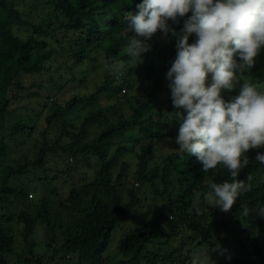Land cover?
<instances>
[{"label":"trees","instance_id":"obj_1","mask_svg":"<svg viewBox=\"0 0 264 264\" xmlns=\"http://www.w3.org/2000/svg\"><path fill=\"white\" fill-rule=\"evenodd\" d=\"M140 2L0 0V264H264V164L255 159L264 148L249 150L237 177L250 175L252 190L227 213L209 208L208 182L231 177L222 164L204 173L195 156L177 150L166 79L175 40L157 34L143 62L126 63L122 75L106 68L112 58L127 61L134 33L123 17ZM92 53L102 58L97 65H88ZM245 80L264 88V48ZM126 154L135 157L131 177L141 188L130 184ZM143 188L160 205L108 254ZM242 206L253 211L241 216Z\"/></svg>","mask_w":264,"mask_h":264},{"label":"clouds","instance_id":"obj_2","mask_svg":"<svg viewBox=\"0 0 264 264\" xmlns=\"http://www.w3.org/2000/svg\"><path fill=\"white\" fill-rule=\"evenodd\" d=\"M135 8L123 17L127 33H134L124 45L127 61L112 58L106 68L122 75L126 63L143 62L157 34L175 40L176 56L166 72L179 121L175 143L181 154L196 157L204 173L221 164L228 170L230 181H209L203 193L209 208L227 213L252 190L250 175L237 179L249 164L247 153L264 148V88L241 82L264 48V0H142ZM181 19L177 30L173 25ZM237 88L238 94L225 97ZM255 159L264 164V152ZM250 211L242 206L239 215ZM258 217H264V207Z\"/></svg>","mask_w":264,"mask_h":264},{"label":"rangeland","instance_id":"obj_3","mask_svg":"<svg viewBox=\"0 0 264 264\" xmlns=\"http://www.w3.org/2000/svg\"><path fill=\"white\" fill-rule=\"evenodd\" d=\"M40 13L42 12H39V11H36L34 12V18L36 19L37 17H40ZM70 45L73 46L74 48V51L77 50L78 48L75 46V44L73 42H70ZM68 46V45H67ZM92 58L93 57H96L98 58V60L96 61H91L92 58H90V60L88 61V65H90L91 63H93V65H97L100 61H102V58L99 57L97 55V53H92L90 55ZM66 58V57H62L60 56L58 58V60L60 61V63L56 66V69L54 70V72L57 73V68L61 65H64V62H63V59ZM88 59V58H87ZM86 60V59H84ZM83 60V61H84ZM73 63V61H71ZM87 62V60H86ZM61 64V65H60ZM75 64V63H74ZM78 65V64H77ZM53 66V65H52ZM55 66V65H54ZM97 67V66H96ZM76 72V71H75ZM100 78H104L103 76V69H100ZM95 78L93 79L94 81L98 80L99 77L97 78L96 76H94ZM42 78L44 77H40L38 78L37 80H41ZM97 78V79H96ZM93 84H96L95 82H93ZM68 95V92H64L60 97L62 98L63 96H67ZM86 115L88 114H85L84 113V117H86ZM44 123H41V125H43ZM91 129H94V128H91ZM90 129V130H91ZM93 131V130H91ZM179 146V145H178ZM169 148L167 147H160L159 148V151L161 154H163L164 152L168 153L169 152ZM178 150V149H177ZM179 151V150H178ZM158 153H156V156H157ZM21 155H13L12 158L16 159L20 158ZM124 160L130 164V177H131V174L134 172L135 170V157L132 156L131 154H126ZM121 161L119 160V163ZM129 177V178H130ZM78 177L75 178V181H77ZM137 181L135 179H133L132 177L130 178V184H135ZM60 186L64 183L63 181L60 182ZM66 186H68L69 184H65ZM126 187H129V184H126ZM137 188L140 187L139 186H136ZM141 188V187H140ZM140 197L142 198V202H141V205L139 206V208H136L134 210H132L126 217L124 223L115 231L114 233V236H113V240L111 242V246H110V249H109V252L108 254H111L112 253V249H116V247L118 246L119 244V241L132 229L138 227L140 224H142L143 222L145 221H148L150 220L153 215H154V212L156 211L157 207L160 205V198L159 197H156L155 194H153L149 189H142V191L140 192ZM44 230L42 228L39 229V233L36 234V239L38 240V243H39V250L40 252H43V242L46 241V239L44 238ZM51 252V251H49ZM202 255L206 256V258H210L211 257V254L209 253V251H206L204 253H202ZM199 258H200V253L197 255ZM208 256V257H207ZM208 259H203L202 261H206Z\"/></svg>","mask_w":264,"mask_h":264}]
</instances>
